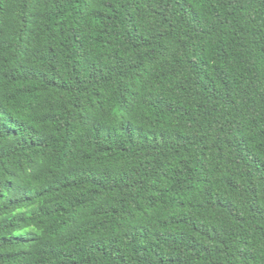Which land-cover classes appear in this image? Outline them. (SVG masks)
Wrapping results in <instances>:
<instances>
[{
	"label": "trees",
	"instance_id": "obj_1",
	"mask_svg": "<svg viewBox=\"0 0 264 264\" xmlns=\"http://www.w3.org/2000/svg\"><path fill=\"white\" fill-rule=\"evenodd\" d=\"M0 264H264V0H0Z\"/></svg>",
	"mask_w": 264,
	"mask_h": 264
}]
</instances>
